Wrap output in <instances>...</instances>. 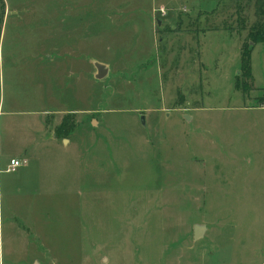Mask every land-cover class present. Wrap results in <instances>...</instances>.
Listing matches in <instances>:
<instances>
[{"label": "rangeland", "instance_id": "374dc122", "mask_svg": "<svg viewBox=\"0 0 264 264\" xmlns=\"http://www.w3.org/2000/svg\"><path fill=\"white\" fill-rule=\"evenodd\" d=\"M253 28L264 0H0V264H264Z\"/></svg>", "mask_w": 264, "mask_h": 264}, {"label": "trees", "instance_id": "16d2710c", "mask_svg": "<svg viewBox=\"0 0 264 264\" xmlns=\"http://www.w3.org/2000/svg\"><path fill=\"white\" fill-rule=\"evenodd\" d=\"M242 0H237L240 3ZM253 31L249 34L248 41L243 43V47L241 49V65L239 68V76L240 79L236 84V89L238 91L246 92L250 90V85L254 80L252 76V61L251 56L255 46L259 45V43H264V29L256 28L252 29ZM1 39V36H0ZM242 81V82H241ZM264 105V101L262 103ZM69 117H66L63 122V126L68 122Z\"/></svg>", "mask_w": 264, "mask_h": 264}, {"label": "water", "instance_id": "95a60500", "mask_svg": "<svg viewBox=\"0 0 264 264\" xmlns=\"http://www.w3.org/2000/svg\"><path fill=\"white\" fill-rule=\"evenodd\" d=\"M97 69H98V73L96 75V79L97 80H103L104 77H106V75L108 74L109 71V67L107 65H97ZM142 123L143 125L144 123V118H142ZM66 143V141H65ZM207 228L204 225H196L194 230H193V234H194V239L196 241L201 240V238H203L205 236V232H206Z\"/></svg>", "mask_w": 264, "mask_h": 264}, {"label": "crops", "instance_id": "0c3cea01", "mask_svg": "<svg viewBox=\"0 0 264 264\" xmlns=\"http://www.w3.org/2000/svg\"><path fill=\"white\" fill-rule=\"evenodd\" d=\"M256 54H258L257 56H261L262 57V61H264V43H259V45L254 47L253 52H252V56H251V61L253 60V57ZM253 65L254 64H253V61H252V74H253ZM32 141H33V138L31 139V143H32ZM42 143L47 144V146H49V145H51V143L53 144V141H52V139L46 137V138L43 139ZM64 143H65V141H64Z\"/></svg>", "mask_w": 264, "mask_h": 264}, {"label": "built area", "instance_id": "2783aa9c", "mask_svg": "<svg viewBox=\"0 0 264 264\" xmlns=\"http://www.w3.org/2000/svg\"><path fill=\"white\" fill-rule=\"evenodd\" d=\"M159 12H160V15L163 16V17L166 15L165 8L164 9L162 8L161 10H159ZM22 167H24V162H22L20 160L12 159V162H11L10 167L7 170V172L8 173H13L14 171H16V170H18V169H20Z\"/></svg>", "mask_w": 264, "mask_h": 264}]
</instances>
